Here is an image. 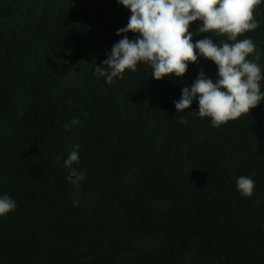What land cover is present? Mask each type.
<instances>
[{
  "label": "trees",
  "instance_id": "16d2710c",
  "mask_svg": "<svg viewBox=\"0 0 264 264\" xmlns=\"http://www.w3.org/2000/svg\"><path fill=\"white\" fill-rule=\"evenodd\" d=\"M130 15L117 0H0V195L17 203L0 264H264V103L220 127L188 115L198 102L179 113L200 70L216 80L203 58L183 79L142 63L109 85L95 65ZM254 18L264 69V2ZM211 35L229 42L193 43ZM76 144L79 188L63 166Z\"/></svg>",
  "mask_w": 264,
  "mask_h": 264
},
{
  "label": "clouds",
  "instance_id": "9594fccd",
  "mask_svg": "<svg viewBox=\"0 0 264 264\" xmlns=\"http://www.w3.org/2000/svg\"><path fill=\"white\" fill-rule=\"evenodd\" d=\"M264 0H117L118 5L130 10L131 15L125 26L117 30L122 37L113 44L102 62L104 67L95 65V73L109 85L123 74L135 72L138 65L147 64L151 77L162 81L166 77L183 79L189 65H195L203 58L214 62L217 67L215 82L203 70L191 86L182 88V95L175 101V108L181 114L198 102L196 114L209 118L213 127L236 121L264 103V69L257 62L260 54L255 42L245 36L255 31L259 22L254 18L255 7ZM202 22L193 33L191 25ZM135 34L129 39L128 34ZM214 34L226 36L229 42L217 43L213 36L198 39L194 35ZM244 36L240 39L239 37ZM188 115H181L180 123L187 124ZM78 125L79 120H72ZM69 130V125H64ZM80 145L76 144L63 160L67 180L79 188L86 176L74 167L79 163ZM236 187L244 197H251L255 181L241 175ZM74 205L77 202L73 201ZM17 208L16 201L7 194L0 195V218L6 217Z\"/></svg>",
  "mask_w": 264,
  "mask_h": 264
}]
</instances>
